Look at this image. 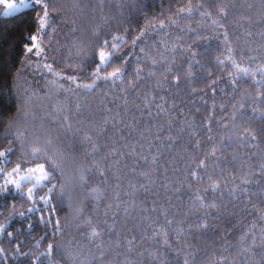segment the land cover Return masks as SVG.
I'll return each instance as SVG.
<instances>
[{"label":"trees","instance_id":"trees-1","mask_svg":"<svg viewBox=\"0 0 264 264\" xmlns=\"http://www.w3.org/2000/svg\"><path fill=\"white\" fill-rule=\"evenodd\" d=\"M260 3L261 0H104L101 7V0H54L56 11L52 15L56 31L44 41L49 50L48 62L51 63L54 57L59 65L56 71L72 74L75 65L86 59L77 55L78 43L87 46L91 31L105 23L108 25L106 31L115 33L131 26L132 35H135L146 17L151 19L163 13L164 18L176 19L178 9L202 5L200 11L210 12L216 19L217 8L227 5L229 14L221 22L226 26L231 47L236 50V59L242 61V66L255 69L264 63V36L260 34L264 33V21L261 20ZM121 4L124 7H119ZM135 6H142L143 13L135 12ZM34 16V12H27L23 17H0V150L6 147L16 149L8 170L21 156L18 143L10 145L9 140L13 137L7 135L9 121L16 120L26 138L30 139L33 133L46 134L66 154L67 176L78 175L81 167L92 168L94 164L99 165L104 175L93 169L86 173L89 183L83 186L77 183L69 188L70 199L65 198L64 204L56 211L64 231L55 237L51 226L45 227L39 221L41 215L47 218V211L22 218L18 213L30 206L28 202L13 193L0 196V213H3L0 223L7 222L13 211L17 213L8 228L13 232V238L0 236V246L9 253L8 259L0 260V264H31V260L44 252L50 242L68 248L64 255L55 257L58 264H182L185 256L189 264H264L261 255L264 252L261 240L264 235V172L261 171L264 166V121L241 120L237 115L235 123L241 125L239 134L245 128L255 132L252 146L238 147L237 134H233L231 147L217 151L215 157L208 156L213 144L220 146L227 131L217 122L220 125L229 123L232 106L240 102L243 94L256 95L251 77L241 80L238 91L233 92L227 80L228 70L216 65L217 57L224 51V30L215 28L210 20L205 22V18L194 13L179 25L149 38V44L155 45L149 49V55L153 57L158 58V49L163 51L161 41L176 45L171 67L179 69L178 88L172 83V74L164 71L163 64L153 68L151 60L143 58L139 63L143 78L138 80L134 57L127 66V78L117 81L115 86L106 85L91 94L78 90L79 96L72 92L57 93L53 89L49 96L42 89L48 87L51 77L21 66L25 37L36 27ZM73 26L77 29L75 33L71 30ZM247 32L252 36L247 37ZM192 53L196 54L199 65H194V78L189 82L184 77L193 60ZM249 56L257 59L250 63ZM92 67L86 66L77 73L84 77L83 83L91 82L86 77ZM18 71L20 75H17ZM149 72H156V76L150 77ZM210 72L212 79L218 80V89L223 88L224 92L212 94L208 87L211 79L207 78ZM191 88L196 91L192 92ZM145 96L152 99L150 114L145 109ZM202 96L207 100L206 104L201 101ZM124 97H127V104ZM76 103L81 104L79 113L75 110ZM57 105H63L67 111L57 113ZM158 105L167 109L168 115L157 116ZM252 107L247 105L246 115H251ZM65 114L71 118V129L60 118ZM210 115H213V143L208 142L209 133L204 129ZM105 117L113 118L115 126L113 120L105 125ZM169 121L171 130L168 129ZM181 127H184L183 132ZM189 131H194L195 135L189 136ZM89 136L97 147L95 152L87 139ZM169 136L174 140L170 146ZM197 140L201 142L199 148L194 147ZM153 156L158 157L156 164L152 163ZM206 156L208 167L200 172L204 179L200 182L186 180L188 172ZM28 166L31 165H25ZM209 176L221 182L218 193L205 192L209 187ZM244 179L248 183H241ZM93 188L99 189L101 199L90 194ZM241 188L246 189L242 194ZM26 189L27 186L24 191ZM197 189L208 196L209 202L214 200L221 205L218 209L208 210L211 216L207 219L209 228L206 231L197 228L198 219L205 212L193 207L192 193ZM229 189L236 190V197H228ZM43 191L46 189L38 190L37 195ZM117 195L119 201L115 199ZM133 201L134 210L131 207ZM109 205H112L111 209ZM153 206L157 208L156 212L141 210ZM125 207L130 208V214L125 215ZM162 210H167V219L172 224H166ZM105 212H108L107 217ZM88 219L105 228L103 256L87 239ZM105 220L108 225L114 224L113 232L107 230ZM28 223L32 224L31 230L27 228ZM179 229L184 230L183 238L176 235ZM157 233L168 234L170 247L165 245V237ZM245 233H248L247 237ZM42 236L44 240H40ZM253 236L255 255L242 250V247L251 245ZM129 240L133 241L131 248ZM37 241H40L39 246ZM69 241H72L71 245ZM18 242L21 251L32 253L31 257L13 252Z\"/></svg>","mask_w":264,"mask_h":264},{"label":"snow or ice","instance_id":"snow-or-ice-1","mask_svg":"<svg viewBox=\"0 0 264 264\" xmlns=\"http://www.w3.org/2000/svg\"><path fill=\"white\" fill-rule=\"evenodd\" d=\"M104 0H101V7H103ZM74 8L77 5L73 6ZM119 7H124V4L119 5ZM202 5H198L193 8L189 6L187 9L180 8L177 11V18L173 19L171 16L167 18L163 17V13L159 17H152L151 19L145 18V23L142 27L138 28L135 35H132L133 29L131 26L128 28H120L115 33L111 31H106L108 28L107 23L97 26L91 31L90 42L87 46L80 45L78 43V56H84L86 59L81 60L75 65V70L72 74L61 73L56 71L59 67L55 58H52V62H48V49L45 47V38L49 37L53 32L56 31L54 25L56 24L53 18L52 12L56 11L54 6V0H0V16L2 17H23L27 12H34V23L35 29L25 37L26 42L22 46L23 59L21 60V66L23 68H32L34 72H39L42 76H50L51 79L48 80V87L42 89L45 91L46 95H51L54 89L57 93L72 92L77 96L80 95L78 90H83L86 94H91L99 88H103L106 85L115 86L117 81H123L127 78V66L130 64L132 59L135 57L137 62V67L134 69L137 79H142L140 73L142 69L139 67L141 58L145 60H151L153 68H156L158 64H163L164 71L170 72L172 74V83L178 88L180 85L181 76L179 69L173 70L171 67L172 59L174 58V53L176 50V45H169L165 41H161L160 44L163 47V51L157 50V57L149 55V49L155 47V45L149 44V38L153 35H159L165 32L167 29L179 25L184 19L190 18L194 13H198L202 18L211 21V24L217 29H223L222 32V44L224 45V51L217 57L216 65L219 68H224L228 70V83L232 87L233 92L238 91L239 83L241 80L251 77L252 85L256 89V95L245 93L242 95L241 100L238 104H234L232 115L229 117V123L220 125L219 127L226 129L224 136L221 138L222 143L220 146L213 144L212 151L208 156L215 157L216 152L223 150L227 147L232 146L233 134H237V146L247 147L252 146V141L256 139L255 132L251 129L245 128L242 134H239L238 130L241 125L235 123L237 115L240 116L241 120H261L264 121V63L258 65L255 69L251 66H242V61L236 59V50L231 47V39L226 30V26L221 22V19L226 18L229 14L228 6H219L217 8L218 18L213 19L212 14L206 11H200ZM252 8L253 5H248ZM51 9V11H50ZM135 12L143 13L142 6H135L133 9ZM261 10V20L264 21V0L260 3ZM249 23H251V18L249 17ZM75 25V21L72 22ZM72 32L75 33L77 29L73 26L71 28ZM192 31V29H188ZM264 36V33H260ZM247 37H251L252 33L247 32ZM167 53V55L165 54ZM196 54L192 53L193 60L188 64V71L184 77L186 81H191L194 78L193 67L194 65H199V60L195 59ZM257 59L255 56H249V62H254ZM94 65V67H92ZM92 67V71L87 73V79L90 83H83L84 77L77 74L84 67ZM111 69V71H109ZM20 71L17 75H20ZM150 77H155L156 72H149ZM259 77L257 79L256 77ZM208 79H211V83L208 87L211 89L213 95L217 92H224L223 88L217 87L218 80L212 79V73L208 74ZM167 79V77H166ZM222 79V78H221ZM58 81H64L65 83H59ZM67 84V86H66ZM157 86H160V82L157 81ZM192 92H195V88H191ZM154 99V98H153ZM203 103H207L204 97H200ZM124 103L127 104V97H124ZM145 109L149 112L151 110L152 99L149 97H144ZM248 104L253 105L251 108V115H246L245 110ZM85 108L88 105H84ZM160 110L157 112L159 115H168V110L162 105L157 106ZM213 109L216 105L213 102ZM76 113L81 111V104L76 103L75 105ZM198 110V109H197ZM55 111L57 113H65L67 109L63 105H57ZM110 111V109H106ZM74 113L73 115H75ZM182 115V113H180ZM119 115V113H117ZM66 123V127L71 129L72 123L71 118L68 115H62L60 117ZM78 118V117H77ZM109 120H113V126H115V121L111 117H105L104 123L107 125ZM209 123L204 125V129L209 133L207 139L209 143H213L215 137L211 134L213 131L212 123L213 115L208 117ZM131 127V125L129 126ZM16 129L13 131V129ZM172 123L169 121L168 129L171 130ZM188 128H192V124H188ZM180 131H184V127L180 128ZM7 135L12 136L13 139L9 140L11 145L13 142L18 143L21 156L17 158L15 166L8 170L9 165L12 164V155L15 153L16 149L13 147H6L0 150V196H7L9 193L18 195L20 198L28 202L30 206L26 207L24 210L20 211L18 215L22 218L30 217L32 213H43L47 211L48 216L45 218L43 215L39 217L41 224L45 227L51 226L52 236L55 237L57 234H61L64 231V226L61 225L59 218L56 216L57 208L62 206L65 202V198L70 199L69 188L75 184L81 186L89 183L86 173L93 171L95 169L101 176L104 175V171L99 168V165L94 164L92 168L81 167L78 170V175H73L71 177L66 175L68 164L67 156L65 153L60 151L54 144L53 140L49 138L46 134L36 135L32 134L31 138H26L24 132L19 130L18 121L10 120L7 128ZM189 136H194V131H189ZM89 143H92V152L97 151L96 145L92 142V138L87 137ZM157 139L160 136L157 135ZM169 146L174 142L173 137L169 136ZM194 147H201V142L197 140ZM133 152L136 151L135 148L132 149ZM115 152V150H113ZM147 158L145 157V160ZM208 157L201 159L199 163L195 166V169L188 172V176L185 178L191 179L192 182H200L204 178L200 175V172L208 167L207 163ZM158 160L157 156H153L152 163L156 164ZM118 162V161H117ZM25 165H31L25 167ZM261 171L264 172V166L261 167ZM142 175H147L142 173ZM210 183L208 189L205 192L211 191L212 193H218L221 188V182L218 180H212V177H208ZM241 183H248L246 179L242 180ZM31 187L24 191L27 185ZM135 187L134 185L132 186ZM167 187V185H165ZM41 189H46V191L41 192L37 195V191ZM177 191L179 189H176ZM147 191V188H145ZM246 189L241 188V194L245 192ZM92 195L96 199H101L99 189H91ZM229 198L236 197V190L229 189L227 193ZM194 197L193 207L202 208L205 210L204 216L198 219L197 228L200 230H207L209 224L207 219L211 216L209 209H218L221 205L217 204L214 200L209 202L207 195L201 194L200 190L197 189L195 193H192ZM119 201V196L115 198ZM70 206V205H69ZM15 209V204L12 205ZM111 209L112 205L108 206ZM116 207H119V203H116ZM132 209L134 210L136 205L133 201ZM142 211L156 212L157 208L153 206L151 209L142 208ZM125 215L130 214V208L125 207L123 209ZM162 214L165 216L166 224H172L171 220L167 219V210H162ZM3 213H0L2 216ZM17 215L15 211L9 214L7 222L0 223V236L6 235L9 239L13 238V232L8 231V228ZM108 216V212L104 214ZM264 219V217H262ZM107 226V230L111 233L114 231V224L108 225L107 220L103 222ZM88 225L87 239L90 244H93L95 248L100 252L101 256L104 254V249L102 247V236L105 231L104 227L100 224H94L91 219L86 220ZM27 228L32 229V224L28 223ZM191 230V229H190ZM183 229L176 231V235L179 238H183ZM157 235H163L165 237V245L167 244V233H157ZM247 237L248 233L244 234ZM45 237H41L40 240H44ZM262 243H264V235L261 236ZM100 241V242H97ZM72 241H69L71 245ZM40 241H37V246H39ZM243 244V238H242ZM128 245L131 248L133 241L129 240ZM119 247V244H117ZM256 247L255 236L252 238L251 245L242 247L244 252H252L253 255L254 248ZM68 251V248L64 245H57L55 242H50L47 244V248L44 252L36 255L34 259L31 260V264H58L55 259L56 256L64 255ZM13 252L19 256L31 257L32 253L22 252L21 245L18 242L13 247ZM9 253L7 250L0 246V260H7ZM179 256L180 253H177ZM264 256V252L261 253ZM182 264H189L188 257L185 256Z\"/></svg>","mask_w":264,"mask_h":264},{"label":"rangeland","instance_id":"rangeland-1","mask_svg":"<svg viewBox=\"0 0 264 264\" xmlns=\"http://www.w3.org/2000/svg\"><path fill=\"white\" fill-rule=\"evenodd\" d=\"M0 17H2V16H0ZM28 187H31V185H30V184H29V185H27V188H28ZM26 191H27V189L25 190V192H26Z\"/></svg>","mask_w":264,"mask_h":264}]
</instances>
